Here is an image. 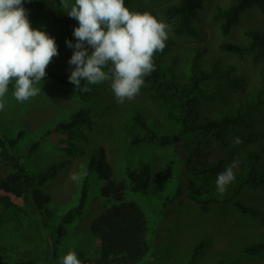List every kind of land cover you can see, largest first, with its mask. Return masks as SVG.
<instances>
[{"label": "trees", "instance_id": "trees-1", "mask_svg": "<svg viewBox=\"0 0 264 264\" xmlns=\"http://www.w3.org/2000/svg\"><path fill=\"white\" fill-rule=\"evenodd\" d=\"M155 1L158 0H149ZM205 1L178 0L160 8L161 15L172 26L173 37L187 36L197 40L201 38L202 31L193 24V21L198 18ZM127 2L128 0H125L126 6ZM65 5L64 0H58L57 7L61 13ZM254 8L264 13V0H231L227 7L216 6L212 21L219 25L224 36H228L239 24L241 15ZM173 37L166 41L163 52L154 55L155 70L145 77L144 86L147 87L152 100L164 107L168 120L175 124V131L164 132L154 119L145 117L139 110L131 112L122 123V131L131 146L148 145L158 152L168 154L175 153L179 148V152L183 154L184 178L188 180V186L175 181V194L167 195L163 199L160 217L163 218L174 201L173 211H178L180 204L192 203L210 214L212 208L218 204L233 203L247 228L252 221L263 223L264 211L247 202L241 203L234 199L245 194L247 189H264V128L261 127V121L264 120V30H247L243 43L228 40L220 43L219 48L222 52L235 54L240 58L250 56L254 63L262 65L260 73L262 87L246 93L244 99L234 103L226 110L227 112L215 118L201 116L199 106L202 101L222 97L233 91H242L245 87L243 81L232 76V67L223 65L219 60L211 59L205 62L206 47H197L188 51L186 55L184 65L187 80L179 85L173 69L174 62L165 58L174 44ZM64 42L65 40L59 42L56 39L58 48L59 44L61 46ZM47 74L49 79L69 87L83 102H87L97 89V84L88 85L89 91L77 89L68 80L71 70L67 67L48 69ZM81 83L84 85L86 82ZM13 125L15 126L14 123ZM90 125L88 108L82 106L69 120L56 124L52 131L66 135L60 144L66 146L69 157H75L79 152L73 142L79 137L77 131ZM2 128L1 126L0 230L6 229V225L9 224L7 219L11 215L19 217L24 216L23 212H29L21 206V203H25L37 214L40 224L45 229H52L54 235L51 245L46 242L44 255L25 256L4 246L5 256H0V264H60L62 252L59 245L71 226L85 217L90 206L92 194L90 176L93 173H97L98 177L105 181L100 195L102 211L90 227L92 234L100 240L95 255L98 257L96 264H140L143 261L151 251L149 218L139 203L127 201L125 196L127 191L150 194L153 170L148 158H141L136 164H128L125 179L117 181L105 148L94 149L83 174L76 204L60 215L52 203L49 182L68 162H53L40 171L29 170L26 156L17 149L28 130L27 127L18 124L12 133ZM231 137L234 139L239 137L242 140L240 144L245 148L242 151L240 172L235 175V180L228 186L221 199L217 196L216 178L223 169L224 160L204 161L201 155L208 152L211 144H224ZM38 142L39 140L31 144L29 154L37 148ZM172 156L167 161L173 162ZM20 225L24 226L22 222ZM17 231L18 229H12V234L15 235ZM200 249L202 248L193 251L191 261L198 257ZM13 252H15L13 255H9ZM77 253L78 257L85 261L92 256L82 251ZM240 253L248 255L264 253V234L250 246H244ZM156 256L160 260L158 251ZM230 259L232 257L229 255L215 264H224Z\"/></svg>", "mask_w": 264, "mask_h": 264}, {"label": "rangeland", "instance_id": "rangeland-1", "mask_svg": "<svg viewBox=\"0 0 264 264\" xmlns=\"http://www.w3.org/2000/svg\"><path fill=\"white\" fill-rule=\"evenodd\" d=\"M64 1L66 5L61 13L57 7L58 0H49L48 3L44 0H24L33 28H42L59 42L65 40L62 47L59 44V55L52 59L46 68V73L48 69L53 70L61 66L70 70L68 61L74 49L69 48L66 41L76 42L73 32L78 26V21L71 18L67 12L75 0ZM177 1L128 0L127 7L141 12L149 11L162 17L169 26V38H172V26L161 15L160 8ZM230 3L231 0H206L198 18L193 21V24L202 31L201 38L197 40L187 36L173 37L174 44L165 57L174 62L173 69L179 85L187 80L184 65L186 55L188 51L197 47H206L205 62L211 59L219 60L223 65L232 67V76L243 81L245 87L242 91H233L222 97L202 101L199 106L201 116L210 118L227 112L226 110L234 103L244 99L246 93L262 87L261 64L254 63L250 56L240 58L235 54L222 52L219 45L225 40L243 43L246 40L247 30H264V13L257 8L244 12L239 24L228 36H224L219 25L212 21V15L216 6L227 7ZM36 87L40 88V94L20 103L12 95L13 89L10 85L5 97L6 108L0 111V127L6 128L4 130L9 133H12L11 131L18 124L27 127L28 130L17 149L26 156L29 170L40 171L53 162H68L49 182L52 203L55 204L60 215L76 204L91 152L103 147L117 181L125 179L128 164H136L141 158H148L151 162L153 172L150 194L127 191L125 196L127 201L139 203L149 218L151 251L140 264H215L222 258H228L229 255L232 259L224 264H264V253L253 255L240 253L244 246H250L261 238L264 234V222L252 221L247 228L233 203L218 204L212 208L211 214L192 203L180 204L181 207L177 209L180 213H178L173 211L174 201L163 218L160 217L159 211L162 209L163 199L167 195L175 194V181L183 182L188 186V180L184 178L185 159L179 148L175 153H161L148 145L131 146L124 136L123 120L134 110H139L145 117L154 119L164 132L175 131V124L168 120L164 107L152 100L146 86L141 88L134 99L126 100L123 104L117 102L110 82L107 81L97 84L96 91L87 102L78 99L69 87L49 79L48 74ZM82 106L88 108L91 125L78 129L79 137L73 142L79 152L75 157H69L66 146L60 144L66 135L52 130L56 124L69 120L71 115ZM261 127L264 128V120L261 121ZM37 140H39L37 148L29 154L31 144ZM233 140L234 138L231 137L224 144H211L208 152L201 155L202 159L209 162L224 160L222 171L235 161L234 172L235 175L238 174L245 146L241 144L233 146ZM171 156L173 162L167 161ZM72 173L81 175L79 183L69 178ZM90 184L92 188L90 206L85 217L71 226L59 245L62 256L73 248L88 255H97L100 240L92 234L90 227L102 211L100 195L105 181L100 179L97 173H93L90 176ZM234 201L247 202L264 211V189H247L245 194L239 195ZM21 206L29 212H23L24 216L19 217L11 215L7 219L9 224L6 225V229L0 230L1 257L5 256L4 246L25 256H38L45 254L46 242L49 245L52 243L53 230L45 229L40 224L37 214L28 205L21 203ZM20 222L24 224L23 227ZM12 229H18L15 235L12 234ZM196 248L202 249L198 257L191 261V255ZM157 251L160 253V260L156 256ZM5 260L8 262V259Z\"/></svg>", "mask_w": 264, "mask_h": 264}, {"label": "clouds", "instance_id": "clouds-1", "mask_svg": "<svg viewBox=\"0 0 264 264\" xmlns=\"http://www.w3.org/2000/svg\"><path fill=\"white\" fill-rule=\"evenodd\" d=\"M78 21L67 40L74 52L68 63L69 82L89 91L88 85L110 82L118 103L134 99L145 85V77L155 70L153 57L163 52L169 38L168 24L149 11L131 10L125 0H75L67 11ZM59 55L55 37L42 28H33L24 0H0V111L6 108L10 85L17 102L40 94L36 85L46 77V68ZM74 65V68L71 66ZM82 81L86 83L82 85ZM242 143L236 137L233 146ZM236 162L227 165L216 178L218 198H223L235 180ZM79 183L78 173L69 177ZM92 255L86 261L73 248L60 264H96Z\"/></svg>", "mask_w": 264, "mask_h": 264}]
</instances>
